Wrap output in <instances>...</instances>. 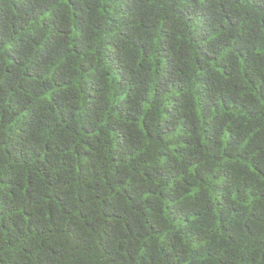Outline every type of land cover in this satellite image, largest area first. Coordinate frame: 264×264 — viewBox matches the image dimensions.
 I'll return each mask as SVG.
<instances>
[{
	"label": "trees",
	"instance_id": "1",
	"mask_svg": "<svg viewBox=\"0 0 264 264\" xmlns=\"http://www.w3.org/2000/svg\"><path fill=\"white\" fill-rule=\"evenodd\" d=\"M0 264H264V0H0Z\"/></svg>",
	"mask_w": 264,
	"mask_h": 264
}]
</instances>
